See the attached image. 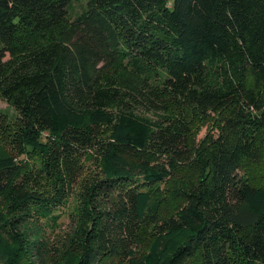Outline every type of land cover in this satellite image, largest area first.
<instances>
[{
	"label": "trees",
	"instance_id": "1",
	"mask_svg": "<svg viewBox=\"0 0 264 264\" xmlns=\"http://www.w3.org/2000/svg\"><path fill=\"white\" fill-rule=\"evenodd\" d=\"M0 98V264H264V0H0Z\"/></svg>",
	"mask_w": 264,
	"mask_h": 264
},
{
	"label": "rangeland",
	"instance_id": "2",
	"mask_svg": "<svg viewBox=\"0 0 264 264\" xmlns=\"http://www.w3.org/2000/svg\"><path fill=\"white\" fill-rule=\"evenodd\" d=\"M0 108H8L10 111H12V108L8 106V103L0 98ZM200 123L203 122V120L199 121ZM212 121H208L205 124L202 123L201 125H199L197 128H194V135L193 138L194 140L197 142L198 147L203 146L204 144L206 145V138L209 135H214L216 136L217 133L219 132V129L212 127ZM206 141V142H205ZM3 152L15 155V157L17 159H21V158H25L27 159V155L25 154H21L18 150V145L17 143H13V142H9L6 141L3 143ZM88 166V170L92 173L93 167L90 165ZM189 173H193L190 171H188ZM262 175H264V172H261V174H259V177H261ZM76 202V197H72L68 200V203L66 206L62 207L61 209L57 210V212L61 213L60 218L58 219V223L57 226L54 227V230L52 231L51 228L46 227V230L48 232H50V230L52 231V233H57L59 235H63L66 232H69L73 227H74V220L72 218V214H70L72 206H74ZM63 212V213H62ZM76 222V221H75ZM51 233V237H54V235Z\"/></svg>",
	"mask_w": 264,
	"mask_h": 264
}]
</instances>
